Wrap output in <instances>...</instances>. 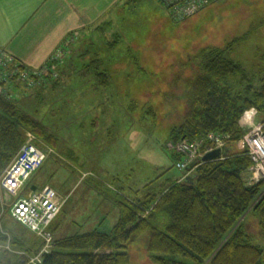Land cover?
<instances>
[{
  "label": "rangeland",
  "instance_id": "rangeland-1",
  "mask_svg": "<svg viewBox=\"0 0 264 264\" xmlns=\"http://www.w3.org/2000/svg\"><path fill=\"white\" fill-rule=\"evenodd\" d=\"M107 16L87 36L75 38L77 50L71 59L60 63L59 80L50 78L42 87L37 84L17 94L25 110L61 136L58 146L39 140L33 132H28L26 139L41 142L44 147L36 144L47 152L32 178L40 185L51 184L57 191L72 188L64 192L71 200L58 217L59 237L53 232L52 245L95 226L112 230L118 220L112 204L98 206L97 213H83L85 208L95 207L92 201L98 199L96 196L102 198L98 190L105 195L112 190L104 187L122 183L127 190H131L129 186L135 190L140 187L136 194L143 199L150 190H158L167 177L183 175L174 152L167 147L168 124L181 117L179 109H184L185 103L179 97L202 60L196 57L202 47L223 45L233 36L253 29L231 56L243 62L257 87L264 77V0H216L182 19L160 0H122ZM103 71L111 76L108 86L99 85L97 73ZM238 146L250 149L248 143ZM69 150L74 155H68ZM77 179L78 184L85 179L91 181L89 186L97 182L103 186L90 189L84 182L77 188ZM29 189L27 184L23 192ZM0 200V232L8 238H0L1 245L27 256V264H43L34 256L46 241L12 216L14 196L2 188L1 182ZM107 212L108 218L100 221ZM87 214L90 217L85 221L82 218ZM15 232L31 244L34 241L38 250L30 252L24 244L14 246L11 237ZM127 250L132 264H155L142 241Z\"/></svg>",
  "mask_w": 264,
  "mask_h": 264
},
{
  "label": "trees",
  "instance_id": "trees-1",
  "mask_svg": "<svg viewBox=\"0 0 264 264\" xmlns=\"http://www.w3.org/2000/svg\"><path fill=\"white\" fill-rule=\"evenodd\" d=\"M251 31L235 35L223 45L204 46L197 52L196 57L202 60L179 97L185 103L184 109H179L181 117L168 124L167 147L177 161L183 155L171 148L170 142L194 140L212 131L231 135L221 157L197 160L185 178L167 177L158 190H150L143 199L136 194L138 189L130 193L122 183L114 188L104 187L112 190L105 195L120 208L112 230L92 228L60 238L44 254L43 264H132L127 249L138 241L145 243L155 264H264V179L248 183L246 173L252 158L248 146L240 148L237 144L248 131L240 123L246 110L255 107L259 120L264 121V77L257 87L243 62L231 56ZM74 43L75 39L68 40L48 58L44 64L51 69L41 82L13 76L8 82L10 91L6 94L0 89V176L27 141L28 132L50 146L60 144L61 136L25 110L18 103L17 94L26 93L37 84L42 87L50 78L59 80L60 63L72 58ZM15 61L22 71L32 68L16 57ZM97 74L100 86L110 84L108 72ZM67 153L74 155L71 150ZM0 238L8 240L1 232ZM11 238L14 246L24 244L30 252L35 249V242L29 243L16 232ZM27 259L22 253L0 247V264H27Z\"/></svg>",
  "mask_w": 264,
  "mask_h": 264
},
{
  "label": "built area",
  "instance_id": "built-area-1",
  "mask_svg": "<svg viewBox=\"0 0 264 264\" xmlns=\"http://www.w3.org/2000/svg\"><path fill=\"white\" fill-rule=\"evenodd\" d=\"M160 1L169 8L176 18L182 19L214 0ZM50 69L49 65L44 64L38 68L32 67L22 71L15 61V56L0 46V89L3 93L7 94L10 91L8 82L13 76H18L23 81L32 78L41 82ZM257 116L258 110L255 107L245 111L240 123L248 131L237 142L241 145L248 143L250 147L249 154L252 164L246 173L250 184L264 179V121L257 120ZM230 139L229 133L212 131L194 140L183 139L176 144L170 142L169 146L183 155L176 163L177 167L184 171L181 179L192 172L197 160L202 159L207 152L216 148L222 149ZM46 158L47 152L36 144L35 140H27L22 144L15 158L4 169L0 178L2 188L14 196L11 205L12 216L46 241L43 242L39 253L34 256L40 260L39 262H43L44 254L50 252L53 247L50 244L53 239L51 226L66 201V196L60 194L51 184H46L31 193L23 192L28 180L42 166ZM0 246H2L1 242ZM6 247L12 249L8 245Z\"/></svg>",
  "mask_w": 264,
  "mask_h": 264
},
{
  "label": "crops",
  "instance_id": "crops-1",
  "mask_svg": "<svg viewBox=\"0 0 264 264\" xmlns=\"http://www.w3.org/2000/svg\"><path fill=\"white\" fill-rule=\"evenodd\" d=\"M120 3H122V0H0V46L23 63L34 68L41 67L68 40H74L77 36L79 38L87 36L89 29L97 27L99 22H104L103 20L108 18L109 11ZM76 43L72 45V51L74 50V52L77 50ZM181 177L180 175L174 179ZM78 179L75 184L77 188L84 182L86 186H89V182H91L84 179L78 184ZM27 184L30 185L27 193H31L47 183L40 185L35 177H31ZM95 184L100 185V187L103 186V183L97 182ZM89 187L90 189H96L95 186ZM71 189L67 191L58 189L60 191L58 192L66 195L64 192L69 193ZM130 189V193H132L134 187L131 186ZM72 194L71 192V198H73ZM90 194L92 193L88 195ZM97 194L103 195L102 198L99 200V197L96 196L98 199L92 201L95 207L85 208L83 213L86 214L91 210H96L97 213L100 210V208H97L98 206L103 205L105 207L106 203H110L113 205L112 210H117L118 218L119 209L113 198L98 192ZM67 195L68 198L62 210L66 206L65 204L71 200L69 194ZM62 210L52 223V229L57 238L59 235L56 234V229L61 226L58 217ZM108 213L101 215L100 221L106 220L109 216ZM89 217L90 214H87L82 219L86 221ZM76 224L80 225L77 222ZM81 225V227L84 226V224Z\"/></svg>",
  "mask_w": 264,
  "mask_h": 264
},
{
  "label": "water",
  "instance_id": "water-1",
  "mask_svg": "<svg viewBox=\"0 0 264 264\" xmlns=\"http://www.w3.org/2000/svg\"><path fill=\"white\" fill-rule=\"evenodd\" d=\"M222 155V149L221 148H216L210 152H207L204 156V160H212L221 157Z\"/></svg>",
  "mask_w": 264,
  "mask_h": 264
}]
</instances>
